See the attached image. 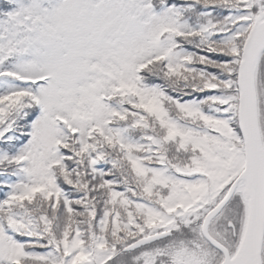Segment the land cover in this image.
Segmentation results:
<instances>
[{"label":"snow or ice","instance_id":"snow-or-ice-1","mask_svg":"<svg viewBox=\"0 0 264 264\" xmlns=\"http://www.w3.org/2000/svg\"><path fill=\"white\" fill-rule=\"evenodd\" d=\"M0 264H264V0H0Z\"/></svg>","mask_w":264,"mask_h":264}]
</instances>
